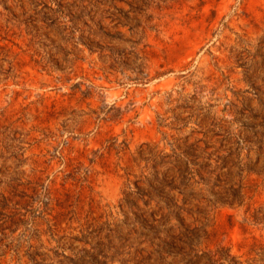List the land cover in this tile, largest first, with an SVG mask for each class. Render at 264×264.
I'll list each match as a JSON object with an SVG mask.
<instances>
[{
  "label": "rangeland",
  "instance_id": "rangeland-1",
  "mask_svg": "<svg viewBox=\"0 0 264 264\" xmlns=\"http://www.w3.org/2000/svg\"><path fill=\"white\" fill-rule=\"evenodd\" d=\"M0 264H264V0H0Z\"/></svg>",
  "mask_w": 264,
  "mask_h": 264
}]
</instances>
